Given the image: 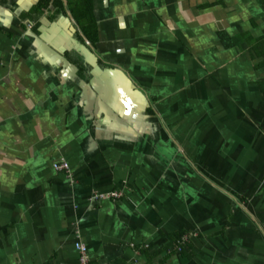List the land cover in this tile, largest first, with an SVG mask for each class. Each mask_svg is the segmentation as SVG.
Segmentation results:
<instances>
[{
  "label": "crops",
  "instance_id": "crops-1",
  "mask_svg": "<svg viewBox=\"0 0 264 264\" xmlns=\"http://www.w3.org/2000/svg\"><path fill=\"white\" fill-rule=\"evenodd\" d=\"M62 1L0 0V264H264V0Z\"/></svg>",
  "mask_w": 264,
  "mask_h": 264
},
{
  "label": "trees",
  "instance_id": "trees-1",
  "mask_svg": "<svg viewBox=\"0 0 264 264\" xmlns=\"http://www.w3.org/2000/svg\"><path fill=\"white\" fill-rule=\"evenodd\" d=\"M50 0H40L38 7H39V13H42L43 10H45L49 4ZM54 5L57 7H61V9H64L63 7V1L62 0H52ZM59 4V5H58ZM70 5V4H69ZM68 5V7H69ZM71 9V8H70ZM71 13L75 21L79 24L81 33L83 36L90 41L92 45H95V43L98 40L96 25L94 20L91 18V10H84V6L80 7L79 3L77 4V8L71 9ZM221 33V42L224 47L229 48L231 46L238 45L240 42H242L243 39H237L235 37H230L226 32L222 31ZM259 42H256L254 46H251L252 52L259 53V50L264 49V40H258ZM250 44V43H249ZM251 45V44H250ZM243 58V57H242ZM80 66L82 64H79ZM257 66L264 68V53L263 56L260 58V61L257 62ZM186 232H181L178 235L175 236V242L181 240L182 236L185 235ZM188 243H184L181 245V249L178 253H182L185 246Z\"/></svg>",
  "mask_w": 264,
  "mask_h": 264
},
{
  "label": "rangeland",
  "instance_id": "rangeland-1",
  "mask_svg": "<svg viewBox=\"0 0 264 264\" xmlns=\"http://www.w3.org/2000/svg\"><path fill=\"white\" fill-rule=\"evenodd\" d=\"M232 60H234V59H232ZM240 63H241L240 65L242 67L245 65L244 61H240ZM227 66H228L227 62H221L220 67L218 68L220 70V73L218 75H219L220 80H221L222 90L226 93L227 97L230 95L229 84H227L229 81H231L232 83L236 82V85L233 84V86L236 89L237 95H238L239 91L247 92V89H248L247 85H249V77L244 74L245 72L244 73L240 72L237 75H235V74L233 75L231 72H229L230 70L227 68ZM220 103L221 104L219 105V107L221 108V111L228 112V111H225V108L228 107L226 100L223 99L220 101ZM229 124H230L229 121L224 119L223 117H222V120H220L219 123H217V125H219L218 128L221 129L222 131H224V133L227 135V141H228V132L227 131L229 129ZM244 124L245 123L242 121V123H241V125H239V127H242V126L245 127ZM60 162H63V161H60Z\"/></svg>",
  "mask_w": 264,
  "mask_h": 264
},
{
  "label": "built area",
  "instance_id": "built-area-1",
  "mask_svg": "<svg viewBox=\"0 0 264 264\" xmlns=\"http://www.w3.org/2000/svg\"><path fill=\"white\" fill-rule=\"evenodd\" d=\"M50 1L52 2V0H50ZM68 167H69L68 163L65 161L59 162V163H54V165H53L54 170H56L57 172L58 171H67ZM106 195L114 197V198H120L123 195V192L120 190H113V191H110L109 193L107 192V194L99 193L96 195V197L99 196V197L103 198V197H106ZM190 237L193 239L196 237V234L195 233H191L190 235L185 234L182 236L181 240L176 242L177 252L180 251L182 244L188 242ZM78 248L80 251L79 264H89L88 258H87L86 252H85V247L83 245H79Z\"/></svg>",
  "mask_w": 264,
  "mask_h": 264
},
{
  "label": "flooded vegetation",
  "instance_id": "flooded-vegetation-1",
  "mask_svg": "<svg viewBox=\"0 0 264 264\" xmlns=\"http://www.w3.org/2000/svg\"><path fill=\"white\" fill-rule=\"evenodd\" d=\"M224 32H225V31H224ZM220 40H221V34H220ZM97 62H98L100 65H103V63L106 64V62L103 61V60L100 59V58H98ZM78 66H79V65H78ZM85 66H86L87 69L89 68L87 65H85ZM191 233H195L196 236H197V232H196V231H187L185 234H186V235H190ZM191 239H192V238L190 237V239L188 240L187 243H190Z\"/></svg>",
  "mask_w": 264,
  "mask_h": 264
}]
</instances>
